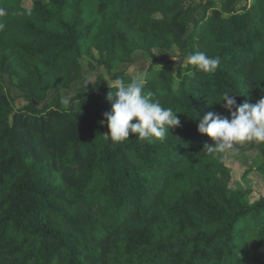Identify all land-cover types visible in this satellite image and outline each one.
<instances>
[{"label":"trees","instance_id":"16d2710c","mask_svg":"<svg viewBox=\"0 0 264 264\" xmlns=\"http://www.w3.org/2000/svg\"><path fill=\"white\" fill-rule=\"evenodd\" d=\"M0 8V264H253L237 242L247 217L264 219V197L250 203L230 189L225 157L255 149L261 170L264 143L208 153L198 125L208 112L231 118L225 93L237 107L264 96V0H33L30 8L0 0ZM93 51L91 81L82 63ZM195 52L218 57L216 70L188 64ZM142 58L151 61L145 93L180 124L151 143L131 133L112 142L107 97L114 79L125 80L112 63Z\"/></svg>","mask_w":264,"mask_h":264},{"label":"clouds","instance_id":"9594fccd","mask_svg":"<svg viewBox=\"0 0 264 264\" xmlns=\"http://www.w3.org/2000/svg\"><path fill=\"white\" fill-rule=\"evenodd\" d=\"M5 14V10L0 8V16ZM186 62L206 73L215 71L220 63L218 57H210L204 52L190 54ZM143 85L140 79H114V90H110L107 97L112 105L111 112L105 114L109 128L105 137L110 141H126L131 133L135 139L151 143L154 139H163L179 126L177 113L171 107L153 101L152 94L145 93ZM235 96L225 93L220 102L230 112V119L213 112H208L200 119L198 132L212 141L204 146V151L224 153L236 144L264 143V96L255 104L244 103L238 107ZM233 108L235 111H232Z\"/></svg>","mask_w":264,"mask_h":264},{"label":"rangeland","instance_id":"374dc122","mask_svg":"<svg viewBox=\"0 0 264 264\" xmlns=\"http://www.w3.org/2000/svg\"><path fill=\"white\" fill-rule=\"evenodd\" d=\"M33 0H23V6L26 8L31 7V2ZM47 2V0H42ZM198 15H201V11L198 10ZM177 48L173 47L171 52L167 55V60L175 61V55H178ZM100 56L99 52L93 51L92 57H86L83 61V72L91 80L94 81L96 77V71L91 70L88 66L89 63H93L95 59H98ZM151 61L146 58L137 59L132 62L130 66L119 65L116 62L112 63L111 73L116 74L120 70H124V77L126 81L131 79H140L143 80L145 72L149 68ZM153 72L157 73L160 69V66L153 64ZM103 74V71H102ZM8 85V81H4V86ZM77 86L75 85L72 90H76ZM74 91L71 92H62L66 100L72 97ZM6 93V89L4 90ZM10 96L15 99L13 105L14 108H18L23 105V101L20 98V93L15 88L11 89ZM13 101V100H12ZM247 143V142H246ZM260 158L258 151L255 149H250L242 152H232L229 151L225 157V164L230 171V184L229 187L232 191L242 192L248 202L252 203L254 200H257L260 197H264V168L259 170ZM243 224H246L247 230L243 234V239L237 242L239 246V251L237 255L242 256L245 248H250L252 252L251 261L253 264H260V260L264 257V239L259 244L258 243V232L264 226L263 217L251 218L247 217ZM253 227V228H252Z\"/></svg>","mask_w":264,"mask_h":264}]
</instances>
